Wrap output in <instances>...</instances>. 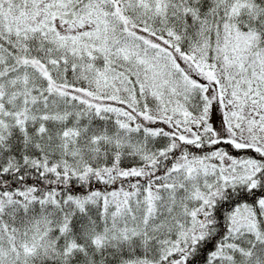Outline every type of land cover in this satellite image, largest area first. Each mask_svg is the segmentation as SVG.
<instances>
[{
  "label": "snow or ice",
  "instance_id": "1",
  "mask_svg": "<svg viewBox=\"0 0 264 264\" xmlns=\"http://www.w3.org/2000/svg\"><path fill=\"white\" fill-rule=\"evenodd\" d=\"M0 264H264V0H0Z\"/></svg>",
  "mask_w": 264,
  "mask_h": 264
}]
</instances>
